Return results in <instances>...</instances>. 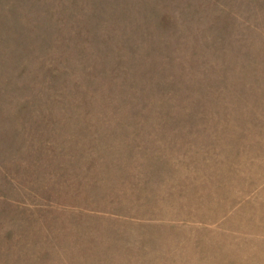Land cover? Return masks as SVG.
Returning <instances> with one entry per match:
<instances>
[{"label": "rangeland", "instance_id": "rangeland-1", "mask_svg": "<svg viewBox=\"0 0 264 264\" xmlns=\"http://www.w3.org/2000/svg\"><path fill=\"white\" fill-rule=\"evenodd\" d=\"M0 264H264V0H0Z\"/></svg>", "mask_w": 264, "mask_h": 264}]
</instances>
